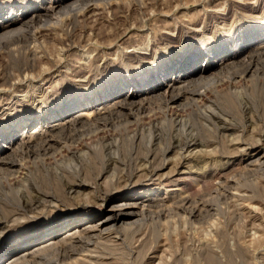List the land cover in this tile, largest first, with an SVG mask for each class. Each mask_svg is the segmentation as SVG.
Wrapping results in <instances>:
<instances>
[{
  "label": "bare ground",
  "instance_id": "obj_1",
  "mask_svg": "<svg viewBox=\"0 0 264 264\" xmlns=\"http://www.w3.org/2000/svg\"><path fill=\"white\" fill-rule=\"evenodd\" d=\"M122 1L0 0V55L8 61L6 68L32 69L39 59L31 43L40 38L48 42L57 31L69 40L67 28L76 26L79 17L83 18L91 10L103 11L106 6L117 7ZM227 26L220 32L215 28L207 38L192 37L181 28L182 44H167L161 52L156 46L154 51L160 53L148 65L141 62L138 53H135L138 63L135 68H129L128 59L110 61L111 73L104 75L102 83V77L97 78L93 72L89 84L92 89L66 99L61 96L58 104L45 106L39 117L30 112L0 128V229L6 221L22 214L27 216V212L40 205L58 203L44 212H35L30 218L32 221L21 224L25 231L13 241L1 239L0 264H71L74 260L75 263L84 260L83 256L91 258L93 264H106V253L119 252L120 244L132 240L153 219H163L171 211L182 212L188 208L192 199L185 184L196 182V178L190 170H181L183 160L211 158L212 154L201 148L213 140L218 127H223L224 132L238 127L237 115L252 123L250 109L258 108L264 113V21L255 18L254 22H231ZM123 113L127 121L122 126L110 118L112 114L119 117ZM97 121L103 124L97 134L102 140H109L115 155L91 178L87 176L88 170L97 171L101 149L85 138L75 140L77 136L68 133L74 127L93 125ZM134 123L135 127L158 130L186 127L189 135L182 143L178 141V145L188 154L178 155L180 159L169 169V174H162L159 172L167 166L168 160L164 158L170 148L160 151L153 143L156 147L150 151L151 157L145 159V165L135 166V142L138 146L142 144V136H135V132L132 137L127 135V128ZM257 127H264V120ZM59 136L64 141L57 140ZM257 141L241 142L240 154L228 156L227 163H242L245 170L263 166L264 134ZM127 144L131 149L126 152ZM196 148L199 149L195 151ZM66 156L78 161V167L85 171L83 178L71 180L65 168L68 166L58 164ZM122 164L127 168L116 177L112 172L108 174L111 178L107 185H102L105 179L102 184L99 182L112 171L108 168L117 169ZM214 175L222 176L219 172ZM134 176L138 180L131 182ZM122 178L129 182L119 184ZM22 180L30 183V190L24 183L26 187H22ZM88 187L91 201L83 204L76 196ZM194 208L189 213L191 217L200 214ZM148 239L144 236L140 240L144 249ZM143 248L136 251L138 256L148 252ZM209 253L211 260H205L218 264L215 254Z\"/></svg>",
  "mask_w": 264,
  "mask_h": 264
},
{
  "label": "rangeland",
  "instance_id": "obj_2",
  "mask_svg": "<svg viewBox=\"0 0 264 264\" xmlns=\"http://www.w3.org/2000/svg\"><path fill=\"white\" fill-rule=\"evenodd\" d=\"M99 12H102L101 15H97ZM255 18H262L264 21V0H123L117 7L112 5L109 8L106 6L103 11L91 10L83 18H78L76 26L67 28L69 40H65L63 32L57 31L55 37L48 42L40 38L31 43L30 47L33 46L39 59L32 69L18 71L6 68L8 61L3 54L0 55V128L9 126L17 118L30 112L37 113L39 117L45 106L58 104L61 96L66 99L70 95L92 89L89 84L93 72L97 78L102 77V83L104 75L111 73L108 64L110 61L117 63L120 59H128L131 64L129 68H135L138 64L135 62V53H138L141 55V62L148 65L167 44H182L181 28L192 37L201 35L207 38L215 28L220 32L221 28L228 27L231 22H254ZM156 46L161 48L160 52L154 51ZM124 114L119 117L112 114L114 117L110 115V118H113L115 124L122 126L127 121V115ZM249 115L254 117L252 123L237 115L235 122L238 127H231L226 132L222 130L223 127H218L213 140L201 148L209 151L211 158L194 160L188 157L183 160L181 170H190L188 172L196 178V182L185 184L188 197L192 199L188 208L182 212L171 211L167 219H153L132 240L127 239L120 244L119 252L106 253V264H211V261L209 263L205 260L210 257L207 252L211 256L215 254L213 257H217L218 260L216 257L214 260L218 264H264V169H260L264 165L253 168L254 170L251 167L250 170H245L242 163H227L228 156L240 154L243 148L241 142L256 143L263 138L264 127L257 126L264 120V113L257 108L250 109ZM97 122L74 127L68 133L77 136L75 140L85 138L95 146L98 144L97 147L101 149L102 153L96 162L97 171L90 169L86 173L91 178L107 164L108 158L115 155V148L108 145L109 140H102L97 134L98 128L103 127V121ZM95 125L97 128H94ZM188 131L186 127H164L163 130H158L156 127H135V123L130 125L127 128L128 134L126 133L129 137L134 132L135 136H142V144L138 146L135 142V166L142 163L145 165V159L151 157L150 151L156 146L160 151L169 147L164 158L165 161L168 160L167 166L159 172L168 175L169 169L182 156L180 154H188L178 145V141L182 143L188 137ZM149 138L152 140L151 146L148 145ZM57 140L62 141L63 138L59 136ZM107 145L110 146L109 149ZM125 146L126 152L131 149L130 144ZM138 158L141 159L138 161ZM58 164L68 166L65 168L69 171L71 180H80L82 175L85 176V171L78 167V161L71 156L59 159ZM56 168L59 172V168ZM124 168L127 167L123 164L117 169L108 168L107 170L112 171L99 182L102 184L105 179L102 185H107L111 172L116 177ZM213 171L219 172L221 178L212 176ZM137 180L134 176L131 182ZM23 181L26 180H22V187L27 186L26 189L30 190V183ZM128 182L122 178L119 184ZM90 192L88 187L73 195L78 194L76 197L79 199L76 200L85 204L91 201L88 195ZM53 204L58 203L45 204L43 207L40 205L36 210L27 212L28 217L22 214L6 221L3 229H0V241L2 238L13 241L25 231L21 224L32 221L30 218L35 212H44ZM193 208L200 210V214L191 217L189 213ZM144 236L149 237L145 245L148 252L145 254L142 252L145 250L143 241H140ZM140 247L143 248L140 250L143 255L138 256ZM83 257L84 260L82 258L76 263L74 260L71 264H93L91 258ZM89 259L92 260L91 263Z\"/></svg>",
  "mask_w": 264,
  "mask_h": 264
}]
</instances>
